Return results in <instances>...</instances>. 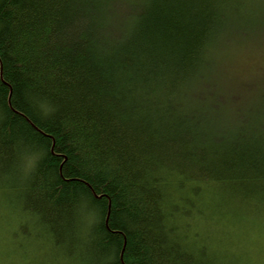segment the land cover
Returning <instances> with one entry per match:
<instances>
[{
	"label": "trees",
	"instance_id": "1",
	"mask_svg": "<svg viewBox=\"0 0 264 264\" xmlns=\"http://www.w3.org/2000/svg\"><path fill=\"white\" fill-rule=\"evenodd\" d=\"M261 62L264 0H0L14 237L50 264H257L196 226L264 228Z\"/></svg>",
	"mask_w": 264,
	"mask_h": 264
},
{
	"label": "bare ground",
	"instance_id": "2",
	"mask_svg": "<svg viewBox=\"0 0 264 264\" xmlns=\"http://www.w3.org/2000/svg\"><path fill=\"white\" fill-rule=\"evenodd\" d=\"M3 203V207L0 209V219H3L4 225L6 226V228H9V230H12V228H14V226H17V230H15V233H17L18 235V231H20L22 228L24 227V225L22 224L23 221H21V219L19 218L18 214L15 213L16 211L12 210L10 203L5 204L3 202V199L0 197V203ZM2 209H4V212L2 213ZM219 222V220L216 218V223ZM201 225L196 226V228H198V231H200L203 236L204 239L206 240H210L212 242L214 241H218L219 243H223L226 245V249L232 250V251H238L239 249H242L243 252H245V254L255 263H263L264 264V245H259L260 241H264V238L262 240H260L261 237H264V228H258L257 224L254 225L253 227H251V229L245 228L244 227V232L239 233V235H232L230 234V237H228L230 230L225 227L224 230L228 231L227 235H224L223 231L221 230H217V228L210 224L207 221H204L202 223H200ZM192 231L194 232V224H192ZM24 228H28L24 227ZM8 230V229H7ZM221 233V234H220ZM20 234V233H19ZM251 234V236H250ZM6 238L4 241L7 242V238L9 239L8 241L15 244L18 241H22V243L24 242L27 246L31 247V244L29 243L28 240L26 239H20V238H16L14 237V234H6L5 235ZM4 236V237H5ZM249 236V237H248ZM3 237V238H4ZM240 239V242H238V240ZM234 241V242H233ZM229 242H231L232 244H229ZM235 243L238 245H235ZM18 247V246H17ZM16 249V248H15ZM11 254H14L13 256H10ZM11 254L9 255L8 259L11 258L13 259L16 264L18 263V255H16L17 253L14 252V250H11ZM43 261L45 260L44 258L42 259ZM46 262V264H50L48 262V260L44 261L42 264H44ZM8 264H14V262H7ZM1 264V262H0ZM3 264V262H2Z\"/></svg>",
	"mask_w": 264,
	"mask_h": 264
},
{
	"label": "rangeland",
	"instance_id": "3",
	"mask_svg": "<svg viewBox=\"0 0 264 264\" xmlns=\"http://www.w3.org/2000/svg\"><path fill=\"white\" fill-rule=\"evenodd\" d=\"M262 67L264 66V63H258L256 67ZM254 68V67H253ZM4 212V209H2V213ZM3 219H0V262L2 264H8L7 262H14V264H16V262L9 258V255L11 254V250L13 249L15 253H17L16 255H18V263L19 264H42L44 261L46 260H40L35 256V250L32 247L27 246L24 242L22 243V241H18L15 244L9 242L8 238H7V242L4 241L6 238V234H13L15 232V230H17V226H14V228H12V230H9V228H6V226L4 225ZM31 229H33L30 226ZM8 229V230H7ZM5 236V237H4ZM251 236V234H250ZM4 237V238H3ZM249 237V236H248ZM21 239V238H20ZM262 243V244H261ZM264 245V241H260L259 245ZM18 246V247H17ZM16 248V249H15ZM14 254H11L10 256H13ZM46 264V262L44 263Z\"/></svg>",
	"mask_w": 264,
	"mask_h": 264
}]
</instances>
